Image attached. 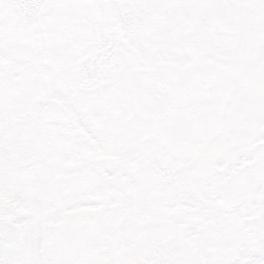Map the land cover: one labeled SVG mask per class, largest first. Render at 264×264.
<instances>
[{
	"label": "snow or ice",
	"instance_id": "6c2138e0",
	"mask_svg": "<svg viewBox=\"0 0 264 264\" xmlns=\"http://www.w3.org/2000/svg\"><path fill=\"white\" fill-rule=\"evenodd\" d=\"M0 264H264V0H0Z\"/></svg>",
	"mask_w": 264,
	"mask_h": 264
}]
</instances>
